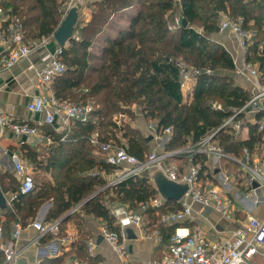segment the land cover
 <instances>
[{
  "label": "trees",
  "instance_id": "16d2710c",
  "mask_svg": "<svg viewBox=\"0 0 264 264\" xmlns=\"http://www.w3.org/2000/svg\"><path fill=\"white\" fill-rule=\"evenodd\" d=\"M63 2L0 0L8 13L22 21L27 39L54 33L63 18ZM178 7L188 24L170 29L169 16ZM87 9L88 18L79 19L75 36L62 48L60 56L66 69L54 78V90L59 98L78 103L93 101L94 109L87 119H74L67 131L57 132L46 126L45 131L54 142L42 152L24 146L25 156L36 168L33 191L21 193L16 175L0 172L3 192L17 194L10 203L0 206L7 214L5 235L10 233L15 220L20 219L24 225L33 221L41 205L50 201L47 220L60 219L70 212L59 222L57 235L64 234L66 223L79 219L84 212L101 218L121 238L120 225L111 213V205L118 202L128 204L132 210L145 206L146 226L158 228L167 246L178 226H192L188 219L172 224L160 220V213L177 210L181 203L170 199L160 208L151 204L158 189L149 170L108 185L110 175L120 166L108 162L98 151L91 141L92 134L97 132L101 141L125 146L130 153L145 159L150 152V138L130 122L124 121L120 126L115 119L121 111L134 117L133 106L137 105L146 120L156 123L158 132L172 128L167 151L195 145L214 134L213 140L233 157L243 158L247 148L251 163L255 155L264 161V126L261 128L259 123L264 107L256 112L255 121L245 120L243 113L235 116L249 128L245 138L237 135L233 123H225L253 93L231 75L236 69L233 54L212 36L219 32L221 11L233 17L242 16L243 26L254 32L246 60L257 66L264 83V0H92ZM124 11L128 20L118 23L114 17L124 15ZM114 30L116 34H112ZM184 59L190 67L200 70L194 74L193 97L189 101L185 100L179 64ZM120 129L124 131L120 133ZM191 159L200 164L202 174H211L205 152H191ZM236 163L227 157L228 166ZM99 189L102 190L97 192ZM80 203L79 209L72 210ZM79 227L81 237L73 243L74 254L69 255L88 264H99L102 256L88 251L89 231L81 221ZM55 235L48 233L41 240ZM59 262L60 258H51L45 264Z\"/></svg>",
  "mask_w": 264,
  "mask_h": 264
},
{
  "label": "built area",
  "instance_id": "2783aa9c",
  "mask_svg": "<svg viewBox=\"0 0 264 264\" xmlns=\"http://www.w3.org/2000/svg\"><path fill=\"white\" fill-rule=\"evenodd\" d=\"M73 1L75 0H66L62 3L60 10L63 12V17L73 5ZM6 21L9 22L6 24ZM243 22L244 18L242 16L233 17L224 11L220 12L219 31L228 30L237 37L244 56L243 69L251 72L258 88L253 92L252 97L243 106L236 108L235 113L225 122L226 124L233 123L236 133L240 132L242 127L241 119H235L237 114L248 115L256 113L264 107V83L260 81V71L255 64L246 60L247 49L253 39L254 32L245 28ZM181 24L182 18L176 16L170 22L169 28L175 29ZM51 38H54L53 34L42 36L39 39H27L22 21L8 13L0 4V45L2 46L0 56L4 66L10 67L21 58L28 57L37 47L46 45ZM62 48L58 45L55 51H49L44 56L45 64L38 72V79L46 87H50L54 78L66 69V64L60 56ZM179 64L182 67V87L183 89H188L190 88L189 83L194 81V74L200 70L190 67L184 60H180ZM207 71L210 70L208 69ZM217 106L220 107V105ZM28 108L33 113L44 112V119L41 120L44 123L53 124L56 118L60 117L61 130L67 131L71 128V123L74 119H87L94 109V104L93 101L78 103L68 98H59L55 92L48 90L33 95L28 102ZM259 123L262 128L264 126V115L260 118ZM150 127L157 136L164 134L169 138L171 137L172 128L170 126L166 127L162 132H158L155 122H151ZM6 128L13 130L19 135L38 137L43 135L39 125L35 122L17 120L10 114L0 111V129L4 131ZM213 135L210 134L203 137L195 145H192L188 151H202L216 158L232 157L213 140ZM91 141L98 148V151L105 155L108 162L119 165L121 168V170L115 171V178L109 181L111 184L131 174L145 170L151 172L152 170H162L168 178L188 183V190L179 200L181 207L177 210H168L160 213L161 222L172 224L185 221L191 217L195 203L213 207L227 217L233 215L230 200L218 185L211 184L205 180V172L204 174L201 173L200 164L190 161L187 166L183 167L178 162L168 160V157L178 155L187 149L152 151L147 154L145 159H141L130 153L125 146L116 145L109 141H101L97 132L92 134ZM238 160L250 172V182L257 181L264 194V172L251 164L250 152L247 148L244 150L243 158ZM12 161L16 174L21 177L20 192L30 193L35 188V179L32 171L23 163L18 151L12 153ZM16 195V193L10 196L7 195L8 203ZM164 203H166V200L159 192L151 200V204L157 208H160ZM80 205L81 203L72 210L79 208ZM144 208L145 206H142L139 210H132L128 204L120 203L114 205L113 203L111 205V213L116 216L117 223L120 225L121 232H123L125 227L131 223L141 228L146 226L143 216ZM6 218V212L0 207V264H19L18 257L21 249L13 246L10 241L5 239L4 221ZM30 224L38 231L37 240L48 233L57 235L60 231L59 219L51 222L34 219ZM13 225L12 236L14 241H17L24 229V224L20 219H17L13 222ZM101 234L104 239L113 244L122 257L125 253V246L119 234L111 231L105 222L101 225ZM151 234L158 237L161 236L158 228H153ZM87 246L89 253L95 254L94 239L90 238ZM58 253L57 248H55L51 254L57 255ZM255 256L260 258L259 263L254 261ZM65 264H87V262L75 255H69L65 259ZM148 264H264V217L259 218L247 212L246 220L241 222L222 241H213L207 238L199 226H194L193 228L184 225L178 226L175 233L169 238L164 253L160 257L150 259Z\"/></svg>",
  "mask_w": 264,
  "mask_h": 264
},
{
  "label": "crops",
  "instance_id": "0c3cea01",
  "mask_svg": "<svg viewBox=\"0 0 264 264\" xmlns=\"http://www.w3.org/2000/svg\"><path fill=\"white\" fill-rule=\"evenodd\" d=\"M79 3L81 4V0H78V5L81 7V14H83L81 15L82 19L88 18L89 10L87 9V4L80 5ZM217 39L233 54L236 69L231 71V75L253 93L257 89L256 81L249 70L243 69L244 56L238 44L237 37L227 30L219 32ZM57 47V41L55 38H51L46 45L37 47L28 57L21 58L10 67L3 65L0 56V111L10 114L17 120L35 122L43 132L42 137H38L32 135H19L9 128L4 129V131L0 129V172L10 171L16 175L20 182L21 177L16 174L13 166L12 153L18 151L23 163L32 173H35V166L25 156L23 150L24 146L28 145L37 152H42L54 142L53 136L45 131L46 126L52 127L51 129L57 132H63L61 130L62 125L60 117H57L53 124L44 123L41 122V120L44 119V112L33 113L28 108L29 100L36 93L46 92L48 90L55 92L54 81L50 87L42 85L38 79V72L44 67V56L46 53L55 51ZM1 50L2 46L0 45V51ZM189 85L190 88L183 89L185 100L188 101L193 97V82L189 83ZM136 107L139 109H136ZM133 110H135L137 118L139 116V120H137L133 126L139 127L143 134L150 138V152L167 151L166 143L169 137L164 134L159 136L155 135V131L150 127V123L154 121L146 120L139 106L134 105ZM244 118L245 120L255 121L256 113L244 115ZM123 120L125 121V118ZM248 134V126L242 124L241 130L237 132V135L245 138ZM206 154L210 159L209 168L211 174L205 171V180L211 184L218 185L223 190L225 196H227L232 204L233 215L227 217L213 207L195 203L193 213L191 217L188 218L192 224V226L189 227L193 228L194 226H199L207 238L213 241H222L233 229L246 220L247 212L259 218L264 217V194L259 184L254 185L257 181L250 182V172L246 170L243 164L238 160L240 158L232 156L233 160L237 163L230 167L227 165V157L216 158L213 155ZM168 160L178 162L183 167L187 166L189 162L192 161L191 152L185 150L178 155L168 157ZM251 164L264 172V161L260 160L258 156L255 155ZM233 169H236L235 174L233 173ZM119 170H121V168ZM237 176L239 177L237 178ZM114 178L115 172L110 175L109 179L112 181ZM7 195L10 196L11 194ZM47 203H49V205L46 206ZM117 204L120 203H114V205ZM50 206V201L44 202L35 219L51 222L47 220ZM78 220L82 222L84 229L89 231L86 232V237L88 236L87 239L92 238L95 241V253L102 256V260L99 264H148L149 260L153 257L162 255L167 247L162 242V235L158 237L157 235L151 234V228L147 226L141 228L131 223L121 232V241L125 246V253L121 257L113 244L104 239V237H101V225L103 224V220L93 214H86L84 212L80 213L79 219L73 218L66 223L65 229L62 231L64 234L62 235H55L49 239L41 240L42 238H40L37 240L38 231L30 224L31 222H29L24 225L20 238L14 241L12 236L14 225L12 223L11 231L9 234L5 235V239L10 241L13 246L21 249V253L18 257L19 264H45V262L51 258L56 260L60 258L61 262L58 264H65L66 257L69 256V254H74L73 243L78 241L81 237ZM184 226L188 225L184 224ZM55 248H57V252H59L57 255L51 254L52 250ZM254 261L259 263L260 258L255 256Z\"/></svg>",
  "mask_w": 264,
  "mask_h": 264
},
{
  "label": "water",
  "instance_id": "95a60500",
  "mask_svg": "<svg viewBox=\"0 0 264 264\" xmlns=\"http://www.w3.org/2000/svg\"><path fill=\"white\" fill-rule=\"evenodd\" d=\"M80 17L81 7L77 3L73 4L69 8L66 15L62 18L60 24L53 33V36L60 47H65L67 43L75 36V28ZM187 24V19L182 18V25L187 26ZM152 179L158 189V192L162 195L165 200L173 199L179 201L181 197L186 193L189 187L188 183L178 182L168 178L162 170H155L154 172H152ZM110 184L111 183H108V185ZM257 184V182L254 183V185ZM102 189H99L97 192ZM97 192H95L94 194H96ZM94 194H92L91 196H93ZM7 200L8 197L3 192L0 186V206H5L7 204ZM47 205H49V203H47L46 206ZM69 213L70 212L63 215L60 218L59 222L64 220ZM101 237H103V235Z\"/></svg>",
  "mask_w": 264,
  "mask_h": 264
},
{
  "label": "rangeland",
  "instance_id": "374dc122",
  "mask_svg": "<svg viewBox=\"0 0 264 264\" xmlns=\"http://www.w3.org/2000/svg\"><path fill=\"white\" fill-rule=\"evenodd\" d=\"M66 1V0H65ZM92 0H81V4L80 5H85V4H89L90 2H91ZM78 4V0H75V1H73V3L72 4ZM122 14H124V15H117V16H115L114 17V19H116V21H118V23H124V22H127V20H128V14H127V12L126 11H124ZM81 15H83V14H81ZM128 15V16H127ZM176 16H180L181 18H182V15H181V13H180V9H179V7L177 8V10L174 12V13H172L170 16H169V18H170V22H172L173 20H174V18L176 17ZM82 19V16L80 17V20ZM119 25H122V24H119ZM220 32V31H219ZM219 32H217V33H214L212 36L214 37V38H218V36H219ZM112 34H116V30H114V31H112ZM184 61H186V62H188L187 60H185L184 59ZM189 63V62H188ZM258 89V88H257ZM136 109H139V108H137L136 107ZM135 111V110H134ZM135 113V112H134ZM136 116V117H135ZM135 116L133 117L130 113H127V112H119L115 117V119L117 120V122H118V125H120V126H122V125H124L125 123H124V118H125V121L126 122H130L132 125L133 124H135L136 122H137V120H139V116H138V118H137V114L135 113ZM136 120V121H135ZM124 130L123 129H120V133H122ZM191 146H187V147H185V148H183V149H189ZM226 162V161H225ZM237 170H238V168H237ZM155 170H152V172H154ZM235 172H236V169H233V173L235 174ZM35 174H37V173H34V177H35ZM38 174H40V171L38 172ZM233 174V175H234ZM239 176H237V178H238Z\"/></svg>",
  "mask_w": 264,
  "mask_h": 264
}]
</instances>
